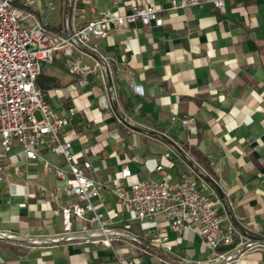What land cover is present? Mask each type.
<instances>
[{"label": "crops", "instance_id": "0c3cea01", "mask_svg": "<svg viewBox=\"0 0 264 264\" xmlns=\"http://www.w3.org/2000/svg\"><path fill=\"white\" fill-rule=\"evenodd\" d=\"M47 1L53 2L52 8ZM132 3H154L161 9L163 24L128 23L99 40L108 58L106 79L115 86V100L93 75L86 76L84 85L77 84L79 76L69 70L67 61L92 64L79 52L61 55L44 69L61 84L45 92L50 106L59 114L72 105L77 109L66 128L67 138L77 152L84 146L93 149L88 154L90 173L102 178L119 175L126 163L132 173L129 179L164 175L174 180L189 171L183 154L188 151L209 172L205 186L222 197L237 228L247 237L263 239L264 0H225L223 9L211 3L170 9V0H77L84 18L74 17L73 24H82L100 9L124 12ZM36 13L44 25L60 29L67 0H37ZM130 81L143 85V96L132 91ZM173 114L196 118L195 144H189L185 127L171 121ZM121 127L128 143L122 140ZM102 133L106 138L95 141ZM44 156L60 159L48 152ZM159 163L162 169L155 168ZM38 173L48 191L30 194L27 206L18 205L27 189L23 176H12L15 183H0V229L15 233L0 237V264H119L113 250L103 244L27 241L28 235L61 229L55 209L68 199L60 190L54 199L53 175L41 169ZM111 204L108 200V207ZM142 225L133 222V229L141 232ZM168 232L175 261L181 256H213L196 229L185 228L179 241L174 240L176 232ZM213 264H264V247Z\"/></svg>", "mask_w": 264, "mask_h": 264}, {"label": "built area", "instance_id": "2783aa9c", "mask_svg": "<svg viewBox=\"0 0 264 264\" xmlns=\"http://www.w3.org/2000/svg\"><path fill=\"white\" fill-rule=\"evenodd\" d=\"M224 1L170 0L169 7L211 3L223 9ZM46 5L52 8L53 2L47 1ZM36 10L37 0H0V183H15L12 176H23L27 189L18 205L27 206L30 194L42 196L48 191L46 183L29 174L27 167L28 163L41 162V170L52 174L57 182L51 185L53 198L60 190L68 199L55 209L61 217V229L28 235L27 241L103 244L113 250L119 264H138L143 258L162 264H213L228 261L249 248L264 247V240L247 237L237 228L222 197L205 186L206 176L211 177L209 172L188 151L183 154L189 171L174 180L164 175L129 179L132 173L126 163L119 175H92L88 154L94 153L93 149L84 146L77 152L72 139L66 136L76 107L69 106L59 114L36 83L42 63L76 51L92 60L91 65L67 61L69 70L79 76L77 84L84 85L86 76L93 75L108 98L115 100V86L106 79L108 58L99 40L109 37L112 28L128 23L161 26V9L154 3H132L124 12L100 9L82 24L74 25V17L84 18V9L77 0H67V13L57 30L44 25ZM130 87L143 96L141 83L130 81ZM171 121L186 128L189 144L196 143L198 128L193 115L173 114ZM44 152L60 159L49 160ZM155 168L162 169L163 165L156 164ZM134 221L143 223L141 232L133 229ZM187 227L199 232L212 257L181 256L175 261L170 256L173 240L168 231L176 232L174 240L179 241ZM12 236L15 233L0 229V237ZM126 253L128 257H124Z\"/></svg>", "mask_w": 264, "mask_h": 264}, {"label": "trees", "instance_id": "16d2710c", "mask_svg": "<svg viewBox=\"0 0 264 264\" xmlns=\"http://www.w3.org/2000/svg\"><path fill=\"white\" fill-rule=\"evenodd\" d=\"M53 62H54V60L52 62H50V63H42L41 71H40V73H39V75L37 76V79H36V83H37L38 87L40 88V90L44 94L49 89L61 86V84L59 83V81H58V79L56 77L44 73L45 67L47 65H50V64L52 65ZM252 238L259 239V238H256V237H252ZM259 240H261V239H259ZM262 240H264V238Z\"/></svg>", "mask_w": 264, "mask_h": 264}, {"label": "rangeland", "instance_id": "374dc122", "mask_svg": "<svg viewBox=\"0 0 264 264\" xmlns=\"http://www.w3.org/2000/svg\"><path fill=\"white\" fill-rule=\"evenodd\" d=\"M36 117L37 118H39V115H38V113H36ZM121 131L123 132V137H122V140L124 141V143H128L129 142V139H128V134H126L125 133V129H123L122 127H121ZM103 134V133H102ZM105 136H107V134H103V136H100V135H97L96 137H95V141H101V138H103V137H105ZM106 138V137H105ZM121 149V148H120ZM118 151H120V150H118ZM27 167H28V169H29V174H31V175H36V176H38V177H40L38 174V172H39V169H42V165L40 164L39 165V163L37 162H33V163H28L27 164ZM135 223H139V222H137V221H134V224ZM138 264H144V261H142V260H140L139 262H138Z\"/></svg>", "mask_w": 264, "mask_h": 264}]
</instances>
